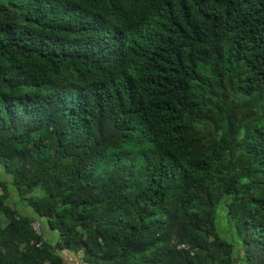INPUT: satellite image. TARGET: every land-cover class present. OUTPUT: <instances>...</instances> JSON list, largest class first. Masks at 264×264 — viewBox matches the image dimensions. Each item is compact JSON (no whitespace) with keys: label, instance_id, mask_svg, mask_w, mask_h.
Listing matches in <instances>:
<instances>
[{"label":"trees","instance_id":"1","mask_svg":"<svg viewBox=\"0 0 264 264\" xmlns=\"http://www.w3.org/2000/svg\"><path fill=\"white\" fill-rule=\"evenodd\" d=\"M0 169V264H264V0H0Z\"/></svg>","mask_w":264,"mask_h":264},{"label":"rangeland","instance_id":"2","mask_svg":"<svg viewBox=\"0 0 264 264\" xmlns=\"http://www.w3.org/2000/svg\"><path fill=\"white\" fill-rule=\"evenodd\" d=\"M0 177L3 178V179L5 177V174L2 171V169H0ZM26 207H27L26 205L20 206V210L25 211L26 213H30V215L35 218V222H40L41 224H43V221H41L37 216L33 215L32 212L30 211V209L26 208ZM228 215H229L228 208L223 206L220 209V216H219V218H220V231H221L222 235H224V236H226L228 238H232V236H235V235L233 234L234 232H232V226L229 223ZM45 237L48 240H51V239L54 238V235L48 233L47 235H45ZM51 242L55 243L54 240H52ZM66 255H68V254H66ZM67 262H68V264H79L72 257H70V260L67 261Z\"/></svg>","mask_w":264,"mask_h":264},{"label":"built area","instance_id":"3","mask_svg":"<svg viewBox=\"0 0 264 264\" xmlns=\"http://www.w3.org/2000/svg\"><path fill=\"white\" fill-rule=\"evenodd\" d=\"M34 230L40 235L41 234V228H40V223L39 222H34L33 223Z\"/></svg>","mask_w":264,"mask_h":264},{"label":"crops","instance_id":"4","mask_svg":"<svg viewBox=\"0 0 264 264\" xmlns=\"http://www.w3.org/2000/svg\"><path fill=\"white\" fill-rule=\"evenodd\" d=\"M69 256V255H68Z\"/></svg>","mask_w":264,"mask_h":264}]
</instances>
